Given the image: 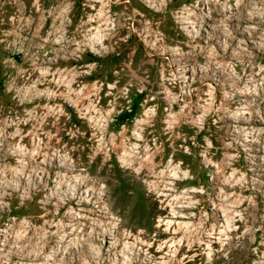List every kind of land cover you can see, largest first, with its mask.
Returning a JSON list of instances; mask_svg holds the SVG:
<instances>
[{"label": "rangeland", "instance_id": "rangeland-1", "mask_svg": "<svg viewBox=\"0 0 264 264\" xmlns=\"http://www.w3.org/2000/svg\"><path fill=\"white\" fill-rule=\"evenodd\" d=\"M0 198V264H264V0H0Z\"/></svg>", "mask_w": 264, "mask_h": 264}, {"label": "clouds", "instance_id": "clouds-1", "mask_svg": "<svg viewBox=\"0 0 264 264\" xmlns=\"http://www.w3.org/2000/svg\"><path fill=\"white\" fill-rule=\"evenodd\" d=\"M101 2L103 3V0H101ZM138 171V170H137ZM11 186H13V187H15V185L14 184H12ZM5 205H4V203H3V200H2V198H0V208H3Z\"/></svg>", "mask_w": 264, "mask_h": 264}, {"label": "bare ground", "instance_id": "bare-ground-1", "mask_svg": "<svg viewBox=\"0 0 264 264\" xmlns=\"http://www.w3.org/2000/svg\"><path fill=\"white\" fill-rule=\"evenodd\" d=\"M167 231L169 232V229Z\"/></svg>", "mask_w": 264, "mask_h": 264}]
</instances>
